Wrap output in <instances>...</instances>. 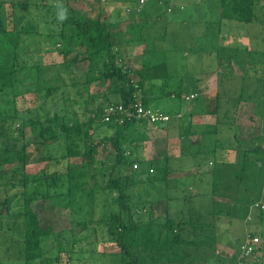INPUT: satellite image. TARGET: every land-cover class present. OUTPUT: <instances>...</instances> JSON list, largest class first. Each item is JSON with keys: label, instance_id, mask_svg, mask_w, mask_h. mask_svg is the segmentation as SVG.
<instances>
[{"label": "rangeland", "instance_id": "obj_1", "mask_svg": "<svg viewBox=\"0 0 264 264\" xmlns=\"http://www.w3.org/2000/svg\"><path fill=\"white\" fill-rule=\"evenodd\" d=\"M39 1L51 2L53 6H58L55 0ZM10 3L9 0L6 1L3 12L7 16L3 18L7 29L12 28ZM70 3L83 14L88 11L87 14L92 16L103 8L106 20L117 24V30L125 33H121L123 39L127 38L129 31L128 18L123 14L149 15L147 26L150 28L154 39L152 44L156 45V50L144 47L142 56H132L129 60L126 59L129 56L121 51L120 46L123 43H120L117 46L120 51L116 63L130 67L132 60L137 65L147 64L144 66V75L149 89L145 85V91L154 95L150 101L152 106L166 112H174L178 108H185L186 104L193 107L194 101L195 110L198 112L194 111L192 118L186 115L182 120L175 119L168 126L149 124L147 129L143 126H131L126 141L141 137L148 139L139 141L141 146L138 154L142 160L135 169L138 179H135L137 181L129 192L134 202H140V197H146L145 212L151 217H160V220L164 219L163 212L168 206L163 196L165 190L172 196L184 193L185 198L180 196L172 200L173 206L178 209L175 210L172 206V214L178 213V216H183L181 218L190 224L194 222L200 228L196 229L198 234L194 236L191 226L186 224L183 235L187 239L204 241L199 245L184 246L190 254V262L187 264H234L233 255L235 256L238 249L232 235H241L240 227L246 215L245 210L240 213L237 208L241 203L247 204L254 200H260L264 204V152L254 150L260 145L264 148V0H259L254 5L258 19L253 23L220 19L219 0H146L142 4V11L140 0L136 6L129 5L126 0ZM61 11L63 10L59 6L55 14L33 8L30 9V14L25 9L21 10L20 15H24V18L18 28L26 26L41 35H19L20 39L15 42V47L19 46L20 50L18 58L29 65L39 64L41 70L35 71L36 68H33L34 70L27 74L21 73L22 83L15 87V102H11L12 96L9 97L10 89L0 91V148L8 145L19 150L22 145L28 144L29 149H34V143L38 140L36 133L40 126L30 129L27 127L28 120H39L48 125L54 122L51 123L53 116H57L58 122L54 125L57 138L47 142V148L54 157L48 169L49 173L54 170L63 171L68 161L77 162L80 159L61 158L63 150L69 144V140L65 138L66 133L58 127L63 125V117H66L68 125L75 119L88 120L90 109L96 108L102 100L105 105L110 99L115 100L120 89V82L115 77H102V71L109 68L104 53L98 55L91 66L88 61L62 65L64 44L58 36L62 21L59 19ZM136 31L138 34L139 29ZM132 34L137 36L134 30ZM1 38L0 36V40H4ZM12 46L10 44L9 48ZM154 52L153 58H149L150 63L147 62V58ZM185 52H188V55L184 54ZM180 61L183 66L175 70V63ZM198 70L212 72L214 78L207 83L203 80L185 82L190 72H193L195 78H203L197 73ZM177 71L181 74L177 75ZM213 71H216V75ZM204 88L206 97L197 91L198 96L193 100L178 99L177 92L181 96L191 89L201 91ZM216 92L221 94V98L229 96L230 104L227 105L226 111L225 108L221 110L217 106L213 107ZM206 109L209 112L206 113ZM202 113L205 116H202ZM216 117L217 119H214ZM199 120L209 122L206 124L209 129L204 130ZM180 124H192L199 133L181 136ZM94 129L95 137L111 134L115 130L107 128L104 124H98ZM154 130L155 133L158 130V134L153 135ZM248 148L251 149L247 150ZM164 155L168 156L167 163L170 166L167 173L161 165ZM10 156H14L13 152ZM103 160L108 162V157H103ZM209 160L211 163L208 164ZM42 165L31 163L26 169L31 171ZM98 172L101 175L98 178L99 183L105 186L108 182L107 173L102 168L98 169ZM4 177L16 187L11 189L8 186H0V239L11 234L16 239L14 242H17L21 237V221L5 218L3 215L6 214L8 205L10 211L22 207L21 194H28L34 198L32 207L39 212L42 223L52 225L53 233L45 238L48 242L45 248L49 251V256L58 255L62 250L58 264L67 262L68 254L65 252L71 246L72 236L81 240L73 247L70 263L120 264V256L116 255L117 248L108 239L105 227L98 222L106 212L113 209L114 206L108 204H114L115 193L110 190L93 191L91 195H85L87 191L75 193L71 197L69 207L63 208L53 205L51 199L46 196L47 185L43 181L33 182L32 177H28L26 185L22 187L21 173L15 177ZM0 182V185H3L2 181ZM57 183L59 186L56 191L62 194L66 190L64 176H60ZM49 193L55 192L50 189ZM221 203H226L224 206L227 208L230 204L235 206L236 211H230L232 216L237 211L240 213L239 217L236 214L233 216L234 229L230 231H227L229 227L215 226L213 221L211 224L206 223L209 214L206 209L212 204L215 206ZM140 207L139 203L135 210L138 211ZM257 212L259 211L253 213L252 209V219L246 221L247 229L256 231L255 234L261 237L256 258H253L250 264H264V210L263 216H258ZM78 221H85L86 227ZM224 228L226 229L222 230ZM59 233L62 235L57 247L56 236ZM16 250L11 248L10 257L0 255V264H12V261L17 259ZM209 259L212 263H209ZM14 264L23 262L18 263L16 260Z\"/></svg>", "mask_w": 264, "mask_h": 264}, {"label": "trees", "instance_id": "obj_2", "mask_svg": "<svg viewBox=\"0 0 264 264\" xmlns=\"http://www.w3.org/2000/svg\"><path fill=\"white\" fill-rule=\"evenodd\" d=\"M6 1L0 0V36L4 39L0 40V91L10 89L9 97L12 96L11 102H15L17 95L15 91L16 85L22 83L21 73L23 75L25 73L27 74L35 68V71L41 70L39 64L37 66L36 64L29 65L26 61H19V46L15 47V42H18V39H20L19 35H41L40 32L31 28L28 29L26 26L18 28V25L24 18V15H20L22 14L21 10L25 9L30 14V9L33 8L37 11L42 10L44 13L53 12L55 14L56 8L59 6L61 10L67 12L66 18L61 21V27L58 31V36H60L64 44L62 65L68 66L69 63L88 61L89 66H91L93 64L92 61L98 55L104 53L109 68L102 71V77H115L120 82V89L117 97L114 98L115 101H112V99L109 101L120 102L124 106H128L135 101H139L146 106L151 105L150 101L152 99L150 95L153 94L145 91V87H148V81H146L144 69H135L132 66L116 63V58L119 56L118 51H120L117 46L122 43L121 37L123 35L120 30H117V24L110 23L106 20V14L103 13V8H100L92 16L91 14H87L88 11L83 14L70 3H88V0H55L58 2L57 7L53 6L51 2H38V0H27L25 2L9 0L11 2L10 23H12V28L7 29L5 28V22L3 20L4 16L7 17L6 14H3ZM258 1L219 0L220 19L253 23L258 19L254 11V5ZM107 2H110V0H107ZM126 2L131 6H136L138 0H126ZM101 4L102 2H100V6L102 7ZM10 44L13 46L9 48ZM122 57L124 56L122 55ZM178 93V99L184 97L183 94L179 96ZM103 103L104 101L102 100L97 104L96 108L90 109L91 114H89L90 117L88 120L79 121L75 119L68 125L69 122L67 123L65 121L66 117H63V125L58 127L66 133L65 138L69 140V144L63 150L61 158L67 160L72 157L80 158L77 162L68 161L63 171L54 170L51 173L48 171L54 157L47 148V142L57 138L54 126L57 125L55 122H58L57 116H53L51 123L54 122L48 125H44L39 120H28L27 127L30 129H35L40 126V129L36 133L38 140L34 143V149H29L28 144L22 145L19 150L14 149L15 146L9 147L8 145L0 148V181L3 184L0 186H8L13 189L16 185L7 182L4 176L11 175V177H15L16 174L21 173L23 175V183L20 186L24 187L26 185L25 181L28 177H32L31 180L33 182L43 181L47 185L46 196L51 199L53 205H58L63 208L69 207L71 197L75 193H84L87 191L84 194L91 195L93 191L110 190L116 196L113 199L114 204L108 205L114 207L106 212L98 222L105 227L108 239L117 248L116 255L120 256V264H187L190 262V254L185 250L184 246L188 244L199 245L200 243H204V241L196 242L194 239H187L183 235L186 224L191 226L194 236L198 234L196 233V229L199 227L194 222L190 224L189 221L181 218L183 216H178V213L172 214L174 212L172 200L180 196L185 198L184 193L182 195L178 193L172 196L165 190L164 197L169 207L164 212V219L160 220V217H151L150 214L145 212L146 197H140L141 200H138L140 202H134L129 192L130 188L137 181L135 179H138L135 169L142 160L138 154V149L141 146L140 142L148 138H132L126 141L127 133L131 126H135V128L143 126L147 129V125H152L153 123L146 120H124L122 123H118L114 120V116L110 121L106 122L102 116L105 105ZM164 112L170 115V119L164 124L155 123L153 125L158 126L162 124L168 126L173 120H182L185 117V114L179 108L174 112ZM98 124H104L107 128H114L115 130L111 134L107 133L101 137H95L94 128ZM179 126L181 136L196 135L199 133L198 129L192 124H188L187 126L180 124ZM157 131L155 133L154 130L153 135L158 134ZM250 149L248 148L247 150ZM254 150L264 152L262 146L261 148L256 146ZM12 152L13 157L10 156ZM105 156L108 157V162L102 161ZM163 158L164 160L161 162V165L167 173L170 167L167 163L168 156L164 155ZM31 163H42L43 165L40 168L28 171L26 166ZM134 164L137 165L136 168L133 167ZM100 168L104 169L107 173L108 182L105 186L99 183L98 178L101 175L98 169ZM60 176H64L66 181V190L62 194L56 191L57 186H59L57 182ZM50 189H53L55 193L50 194ZM21 195L23 198L22 207L10 211L8 205L7 212L3 215L5 218H13V220L18 219L21 221V225L19 224V235L21 237L17 242H14L16 239L11 234L0 239V255L10 257L12 255L11 248H13L17 249L16 260L18 263L58 264L61 259L60 253H63L62 250L58 255L49 256V251L45 248L48 244L45 238L51 236L53 233L52 225L42 223L39 212L32 207L34 198L31 195L23 193ZM89 199L91 200V198ZM7 202L8 199L5 203L7 204ZM255 202L261 201L254 200L247 204L245 202L242 203L243 206H246V214L252 209L253 212L255 211L254 207H249ZM139 203L141 207L136 211L135 208ZM243 206H241V212L243 211ZM173 207L175 210H178L175 206ZM257 210H264V208ZM196 214L198 215V211ZM260 215L263 216L262 213ZM78 223L82 224L84 228L86 227L85 221H78ZM251 233L255 234L256 231ZM61 235L59 233L56 236L58 243L55 246L57 247L60 244ZM80 240L79 237L72 236L71 246L65 252L68 254L65 264H72L70 263L71 253L74 252V245ZM16 260H13L12 264Z\"/></svg>", "mask_w": 264, "mask_h": 264}, {"label": "crops", "instance_id": "obj_3", "mask_svg": "<svg viewBox=\"0 0 264 264\" xmlns=\"http://www.w3.org/2000/svg\"><path fill=\"white\" fill-rule=\"evenodd\" d=\"M145 2V1H144ZM141 8H142V5L140 6V10H141ZM142 11V10H141ZM123 15H126L127 16V18H128V20H127V23H128V25H129V31H128V35H126V39H123L122 38V43H123V45H122V43H121V45L122 46H120V49H121V51H123L124 52V54H127L129 57L128 58H126V59H131L130 57H132V56H135V58H137V57H140V56H142L141 54L143 53V51L145 50L144 49V47L146 48V49H148V48H150V49H153L154 48V50H156V45L155 44H152V39H153V36H152V34H151V32H150V28H149V26H147V19H149V15L148 14H123ZM137 29H139V33L137 34ZM132 30H134L135 31V33L137 34V36H133V34H132ZM144 31H147V32H145L144 33ZM121 32L123 33V31L121 30ZM123 34H125V33H123ZM146 34H148V35H146ZM172 35V34H171ZM154 40V39H153ZM152 44V45H151ZM170 47H172V45H170ZM163 49V47H161V50ZM181 53H182V51H181ZM155 54V52L154 53H152V55L150 56V57H148L147 58V62H149L150 63V59L149 58H153V55ZM184 54H186V55H188V52H185ZM184 54H182V55H184ZM127 57V56H126ZM142 62V61H141ZM181 62V63H180ZM180 62H178V63H175V70H177V69H179L181 66H183V64H182V61H180ZM218 63H220V62H218ZM134 64V65H133ZM127 65V64H126ZM129 65H132L133 66V68H135V69H138V68H140V69H144V66H147V64L146 63H144L143 65L141 64V63H138V65L137 64H135V62L132 60V63H129ZM128 66V65H127ZM201 69H202V66L200 67ZM182 69V68H181ZM178 73H177V75H180L181 73H180V71H177ZM199 75H202L203 76V78H200V76H198V78H195V76H193V72H190V74H188L187 75V77L188 78H186L185 79V82H197V81H202L203 80V82L205 81V83H207V81L208 80H210L211 81V79L212 78H214L213 77V74H212V72H209V73H207V72H205V71H199L198 70V72H197ZM213 73H214V75H216V71H213ZM207 74H209L208 76H206L205 77V75H207ZM146 76V75H145ZM194 78V79H193ZM215 82V81H214ZM204 83V84H205ZM206 87V86H205ZM197 91L198 92H200V94H201V96H205L206 94H205V91H206V88H204L203 90L201 89V91L200 90H195V89H191L188 93H186V92H184V93H182L183 94V96L184 95H187V94H190V93H196V96H195V98L198 96V94H197ZM215 95H216V99H215V102L213 103V107L215 108V106H217L218 108H220L221 110L223 109V108H225V111H226V109H227V105L228 104H230V102H229V100H228V95L227 96H225V97H222L223 98V100L224 101H222V98H221V94L220 93H215ZM206 97V96H205ZM150 98L151 99H153L154 98V95H150ZM173 99H175L174 97H173ZM183 99H184V97H183ZM207 99V98H206ZM218 99V100H217ZM238 99V98H237ZM210 100H211V98H210ZM239 100V99H238ZM112 101H115V100H112ZM155 107V106H154ZM196 109V107L194 106V101H193V107H190V104H186V106H185V108H183V109H181V112L183 113V114H185V116L186 115H188L190 118H192V116H193V114H194V111L195 112H198L197 110H195ZM220 109H219V111H220ZM203 112V111H202ZM206 113L207 112H209V110L208 109H206V111H205ZM205 113V114H206ZM190 114V115H189ZM209 115V114H208ZM197 115H194V117H196ZM202 116H205V115H203V113H202ZM214 119H217V117L216 118H214ZM261 120H263V118H261ZM199 122H200V126H202L203 128H204V130L205 129H209L208 127V125H206L207 123H209V122H201L200 120H199ZM201 128V127H200ZM259 144V143H258ZM256 145V144H255ZM258 161V160H257ZM211 162V160H209L208 161V164ZM259 164H261V162H259ZM164 196V195H163ZM165 198V197H164ZM258 201H260V200H258ZM165 203L168 205V203L166 202V200H165ZM224 205H227L226 203H221V204H217V205H211V206H209L207 209H206V211L207 212H209V214L207 215V222L206 223H212V221L214 222V225L215 226H223V227H229V229L227 230V231H230V229H232L233 228V220H234V218H233V216L236 214L237 216L238 215H240V213H241V206H243L242 205V203L238 206V211L240 210V213L238 214L237 212L236 213H234V215L232 216V213L230 212V211H233L234 209H235V206H233L232 204H228L229 206V208H227V206H224ZM213 206V207H212ZM167 207H169V205L167 206ZM166 207V208H167ZM244 208H243V210H245L246 209V206H243ZM235 211H236V209H235ZM255 211H259V212H261L262 213V210H257V209H255ZM165 212V211H164ZM163 212V213H164ZM215 213V215H213V213ZM230 212V213H229ZM259 212H257V215L259 216L261 213H259ZM218 213V214H217ZM254 213V212H253ZM212 216V217H211ZM246 216V215H245ZM239 217V216H238ZM211 218H213V220L211 219ZM237 218V217H236ZM226 228H224V229H222V230H225ZM234 229V228H233ZM240 229H241V231H240ZM240 229H238V231L237 232H239L240 231V236H238L237 234H233L232 235V239L234 240V242L236 243L237 242V244H236V246H237V249L239 248V244H240V242L242 241V238H243V236H244V233H245V230H248L247 229V226H246V222H245V217H244V219H243V224H242V227H240ZM258 235V234H257ZM259 236V235H258ZM239 238V239H238ZM261 238V237H260ZM236 255H237V250H236V254H235V256L233 255V257H234V264L236 263ZM256 255H257V251H255L254 252V254H253V256L248 260V264H250L251 262V260L253 259V258H256ZM256 262V261H255ZM209 263H212V261L209 259ZM205 264V263H204ZM256 264H258V262H256Z\"/></svg>", "mask_w": 264, "mask_h": 264}, {"label": "built area", "instance_id": "obj_4", "mask_svg": "<svg viewBox=\"0 0 264 264\" xmlns=\"http://www.w3.org/2000/svg\"><path fill=\"white\" fill-rule=\"evenodd\" d=\"M144 0H140L142 3ZM196 93H190L184 95L186 100H193ZM103 120L108 122L114 118L118 123H122L124 120H134V121H149L150 123H166L170 119V115L162 111L159 107H154L152 105H144L139 101H135L128 106H124L120 102H110L103 107L102 112ZM134 168L137 167L136 164L133 165ZM255 209L264 208V204L261 202H255L249 206ZM251 220V210L247 212L245 216V222ZM261 241L260 236L257 234H252L251 231L247 230L244 233L242 241L239 244V248L236 255L235 264H248V260L253 256L254 252L257 250L258 245Z\"/></svg>", "mask_w": 264, "mask_h": 264}, {"label": "clouds", "instance_id": "obj_5", "mask_svg": "<svg viewBox=\"0 0 264 264\" xmlns=\"http://www.w3.org/2000/svg\"><path fill=\"white\" fill-rule=\"evenodd\" d=\"M66 18V12L65 11H61V13L59 14V19L60 20H64Z\"/></svg>", "mask_w": 264, "mask_h": 264}, {"label": "water", "instance_id": "obj_6", "mask_svg": "<svg viewBox=\"0 0 264 264\" xmlns=\"http://www.w3.org/2000/svg\"><path fill=\"white\" fill-rule=\"evenodd\" d=\"M258 148H261V146H257Z\"/></svg>", "mask_w": 264, "mask_h": 264}]
</instances>
